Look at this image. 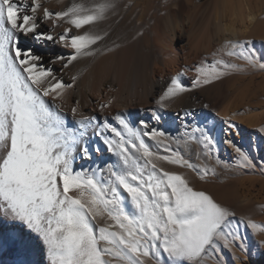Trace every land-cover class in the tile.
I'll use <instances>...</instances> for the list:
<instances>
[{"label": "snow or ice", "instance_id": "obj_1", "mask_svg": "<svg viewBox=\"0 0 264 264\" xmlns=\"http://www.w3.org/2000/svg\"><path fill=\"white\" fill-rule=\"evenodd\" d=\"M114 7L111 2L91 8L71 3L66 10L54 12L42 0H0V214L37 234L47 247L49 264H147L148 260L165 264V254L169 264H203L204 257L218 252L221 244L231 246L239 238L232 224L236 215L212 195L190 186L184 175L165 170L156 161L197 171L198 166L179 153L159 156L150 150L145 138L171 151L166 143L170 137L143 119L133 128L123 114H117L119 129L106 117L99 122L97 116H84L77 102L71 113L79 117L75 121L78 127L69 128L57 100L63 101L73 84L65 83L53 66L43 63V57L21 45V36L63 42L73 53L55 57L53 65L61 63L62 71L81 56L95 55L90 46L103 37L85 26L104 19ZM49 20L54 25L64 20L70 27L57 38L40 31V22ZM225 43L231 49L229 56L237 48L244 49L239 53L243 59L264 68V55L249 48L250 41ZM221 65L223 69L235 67L214 58L208 69H197L200 75L192 86L197 87L201 78L204 84L210 83L209 76L218 78L223 74ZM75 80L74 76L73 83ZM189 90L173 77L151 119L159 122L167 103ZM99 107L103 110L107 105ZM191 115L184 113L185 118ZM234 128L233 123L224 130L225 143L250 167L248 155L227 138ZM90 129L104 137V146L120 163L76 169L77 157L92 161L94 153L101 152L100 147L90 145ZM109 131L114 138L105 135ZM210 133L211 129L192 128L185 133V143L195 140L210 152L215 147ZM121 190L130 195L135 215L125 210ZM105 216L114 223L100 226L97 235L93 223ZM247 223L259 227L251 220ZM16 240V234L9 235V243Z\"/></svg>", "mask_w": 264, "mask_h": 264}, {"label": "bare ground", "instance_id": "obj_2", "mask_svg": "<svg viewBox=\"0 0 264 264\" xmlns=\"http://www.w3.org/2000/svg\"><path fill=\"white\" fill-rule=\"evenodd\" d=\"M161 1L149 0L144 17L139 22L140 13L131 0H42L43 6L54 12L66 10L71 3H84L89 8L97 3L111 2L115 5L106 12L104 19L95 22L94 25L85 26L86 30L96 32L103 37L96 45L90 46L95 50V55L81 56L62 71L61 63L57 62L53 65L55 57H68L73 53V50L65 47L63 42L36 41L32 37L25 36L20 37V42L23 47L31 48L36 55L43 57L46 66H53L54 70L63 76L65 83L73 84V87L65 93L63 101L57 100L58 104H62L61 111L69 128L78 127L75 121L79 117L74 118L71 113V109L77 107V102L79 111L84 116H97L99 122L106 117L109 123L119 129H122V126L115 119L117 114H123L133 128L139 127V121L143 119L148 121L151 127L164 131L165 135L170 137L166 143L170 145L171 151L165 145L145 138L150 150L159 156L179 153L185 160L197 165L199 172L207 169L211 181L206 185V192L220 195V203L235 213L236 219L232 224L239 238L231 246L225 247L221 244L218 252L204 257L203 263L259 264L260 261H264V224L261 223L264 217L256 216V219H248V215L242 209L253 203L257 205L254 211L262 208L259 206L260 203H264L262 198L260 201H255L258 200L260 192L258 187L256 190L254 186L259 184L262 187L264 181L257 178V180L249 178L248 181H226L227 179L225 180V177L218 172L217 160L221 158L219 145L225 144L224 130L234 123L235 133H241L238 135L240 143L234 142L233 135L227 138L248 155L251 166L246 168L261 169L262 174L264 173V161L259 155L260 145L264 150V98L246 95L228 100L223 92L224 79L232 71L223 69L222 65L220 67L223 74L218 78L209 76L208 84H204L201 78V83L197 87L192 85L200 75L197 72L198 68L208 69L214 58L224 60L222 50L226 45L225 41H239L243 37H249L251 41L258 36L263 37V29L257 32V25L264 22L263 17L261 18L251 7L250 0H212L216 6L222 5L226 9L238 6L236 25L235 22L227 24L228 22H225L228 21L227 19L223 21L221 10L215 13V16L207 18L208 11L204 3L199 11L189 12L190 10L183 9V5L178 0L173 2L177 7L175 10H169L163 16L157 17L155 10L157 3ZM67 27L70 25L64 20H60L55 25L51 20L40 22V31L50 32L57 38ZM251 42V48L258 55H264V42L260 39L258 43H253V40ZM182 50H187L188 55L179 53ZM169 51L174 55H168ZM196 61L199 63L194 65L195 69L189 71L186 65L192 67L191 64ZM248 66H253L249 77H252V73L264 71L258 63L252 62L243 64L241 69ZM74 76L76 80L73 83ZM173 77H178L184 87L190 90L180 93L178 97L167 103L166 108L160 111L162 118L159 122L152 120V110L158 109L156 102ZM100 104H105L107 107L102 110ZM49 107L53 112L56 111L50 99ZM256 108L263 110L254 114ZM185 111L192 115L185 118ZM251 112L252 117L244 119L241 117L249 116ZM239 121L252 128L250 140L243 139V130L241 132ZM185 124L189 127L185 128ZM195 127L211 129L210 134L215 140V147L210 152L195 140L185 143L188 141L185 133H191L192 128ZM105 135L114 138L110 131ZM128 135L125 131L126 138ZM88 139L90 145L100 147L101 152L94 153L92 161L77 157L75 161L77 170L120 163L119 158L104 146L103 136H96L90 129ZM138 162L144 163L143 159ZM156 163L165 170H182L185 167L169 164L163 160ZM234 163L244 166L239 153L234 158ZM239 188L244 190L236 192ZM251 189L255 192H251ZM235 196L239 198L237 205L232 204ZM249 220L259 227L252 228L247 223ZM105 222H109L106 216L98 217L93 225L99 228ZM13 233L16 234L17 240L15 243H9L8 237ZM0 254L5 259L25 255L32 261L38 259L37 264H49L47 247L39 240L37 234L30 232L20 222L7 219L2 214H0ZM22 261L15 263L23 264Z\"/></svg>", "mask_w": 264, "mask_h": 264}, {"label": "rangeland", "instance_id": "obj_3", "mask_svg": "<svg viewBox=\"0 0 264 264\" xmlns=\"http://www.w3.org/2000/svg\"><path fill=\"white\" fill-rule=\"evenodd\" d=\"M131 1L134 2V6L136 7V10L139 11V13H140L138 15V21L141 22L143 17H144L143 15H144V12H145V9H146V6H147L149 0H131ZM174 1L175 0H162L161 3L160 2L157 3V7L155 10V16H157V17L163 16L167 11L175 10L177 7H175V5L173 4ZM178 1L183 5V9L188 10V11L190 10L189 12L199 11L200 6L202 5V3H204V5L207 8L206 11L209 12V13L207 12V18L211 17L212 15L215 16L216 15L215 13H217L218 11L221 10L222 19H224L223 21H225L227 19L228 21H225L226 23L228 22L227 24H232L234 22H235L234 23L235 25L237 24V21H238V15H237L238 14L237 13L238 6L237 5H235L234 8H231V9L227 8L226 9V8H224L225 6L222 7V5L216 6L214 4V1H212V0H210V1L209 0H178ZM249 3L251 5V7L257 11V14H259L260 17L261 16L263 17L262 21H264V0H250ZM210 4H212V6H210ZM235 9H236V11H234ZM213 10L214 11L216 10V11L214 12ZM224 14L228 17L226 18ZM232 14H233V16L234 15H236V16H234V18H233ZM135 15L137 16L136 12H135ZM236 17H237V19H236ZM263 25H264V22H262L260 25H257V32H259V31L261 32L262 29L264 31ZM259 39L264 42V36L261 38L258 36L255 39H252L253 43H258ZM244 41H250L249 37H243V38H241V40H239V42H244ZM251 41H250V44L248 45L249 48H251V46H250L252 43ZM251 49H253V48H251ZM230 50L231 49L228 47L227 44L224 46V48L222 50L223 51V58H224L225 62H229L232 65H235V67L228 69V70H231L232 72L230 75H228L224 79L223 92H224L225 97L228 100H231L232 98H235L238 96L242 97V96L250 95L252 97H257V98L263 99L264 98V96H263V94H264V71H258L256 73H252V75H251L252 77H249V75L251 74L250 70L252 69L253 66H248V67H244V68L242 67V69H241V66H243V64L250 62V61L243 59L239 55V53L244 51V49L237 48L236 50H234L235 54L232 56L228 55V51H230ZM263 51H264V49H263ZM179 53H181V54L183 53V55L186 54L185 56L188 55L187 50L186 51L182 50ZM168 55L173 56L174 53L172 51H169ZM198 63H199L198 61L193 62L191 64V66L193 65L192 67H190L189 65H186V68L189 71H192L193 69H195L194 65H196ZM249 65H251V64H249ZM262 110H263V108H256L255 109L256 112L254 111V114L260 113V111H262ZM241 117L243 119L248 118V117H252V112H251V115H249V116H241ZM239 124L241 125V127H240L241 132L243 130V133H242L243 139L245 141H247L248 139L250 140L251 135H252L251 134L252 128L249 127L248 125H246V123H243L242 121L241 122L239 121ZM239 134H241V133L240 132L235 133V131H234V134L232 136L234 142L240 143V139L238 137ZM258 134H259V132H258ZM234 142H232V143L238 147V145ZM219 151L221 153V158L217 160L219 163L218 172L225 177V180L227 179L226 181H231V182H236L239 180L248 181L249 178L263 179V181H264V173L262 174L261 169L250 170L244 166H238L234 163V158L238 154L235 151L234 147H232L231 145H229L227 143H225V144L220 143ZM259 155L261 157V160L264 161V150H263V147L261 145L259 146ZM168 171H174V172H177L179 174L184 175L189 180L190 186H193L195 189L202 190L205 192L207 190L206 189L207 183H209L211 181V179L208 175H203V172L194 171L193 169L188 168L186 166L182 170L172 169V170H168ZM201 177H203V178H201ZM255 186H254V189L257 190V187H258V190L260 192V196H259L260 198L258 197V200L255 199V201H260L262 198V200H263L262 202H264V186L261 187L259 184H256ZM254 189H251V192L252 191L255 192ZM241 190H244V189L239 188L236 190V192H238V191L241 192ZM121 191H122V195L124 196L125 210L130 215H135L137 210H136L135 206L133 205V202L130 198V195L128 193H126L124 190H121ZM210 195H212L216 201L219 200L218 202H221L220 195H214L211 192H210ZM238 201H239V198L236 197V198H234V200H232V204L237 205ZM261 204H262V206H261ZM255 206H257L256 203H253V204H250L249 207H244L242 209V211L248 215L247 216L248 219H256V216L257 217H261V216L264 217V203L259 204V206L262 208L257 209V211H254V210H256V209H254ZM257 219H259V218H257ZM106 223L112 224L111 220H109V222H105V224ZM105 224H103L102 226H105ZM93 227H94L96 234L99 235V230H98L99 228L94 226V225H93ZM21 257L24 258V259H22L23 261L21 259H19ZM21 257L16 256L15 258H12V259H10V258L5 259L0 254V264H16L17 262H20V261H22L23 264H33V263L37 264L38 263V259H36L35 261H32L29 257H25V255H23ZM105 258L106 259H112L111 257H105ZM164 260H165V264H169L166 254L164 255ZM147 264H155V262L148 260ZM203 264H205V263H203ZM259 264H264V261L263 260L260 261Z\"/></svg>", "mask_w": 264, "mask_h": 264}]
</instances>
